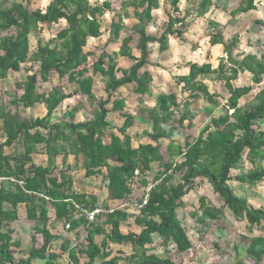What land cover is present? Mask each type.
<instances>
[{
  "label": "trees",
  "instance_id": "1",
  "mask_svg": "<svg viewBox=\"0 0 264 264\" xmlns=\"http://www.w3.org/2000/svg\"><path fill=\"white\" fill-rule=\"evenodd\" d=\"M8 1L0 0V82L25 70L26 78L13 83L19 94L11 105L27 110L30 116L0 105V178L6 179L0 183V264H184L159 256L152 247L160 241L163 247L172 245L177 253L192 249L179 210L197 179L212 186L223 206H211L200 197V210L192 213L196 220L204 226L219 220L228 208L247 223L249 235L243 236L246 257L262 263L264 206L249 205L246 198L235 194L230 182L231 171L245 158L253 168L234 179L249 185L264 180V164L255 166L257 160H264V61L255 52L234 55L241 38H225L220 24L206 18L214 0H184L186 6L183 0H122L118 11L113 10L112 0H49L37 9L29 7L30 0ZM163 3L170 9L160 32L155 33V12ZM259 6H264V0H242L230 15L256 12ZM111 12L109 26L103 30L102 21ZM122 12L132 18L134 33L121 36L126 19ZM192 15L206 18L209 46L222 45L228 59L220 58L216 68L208 62L185 63L187 73L177 77L184 83L182 96L161 92L156 106L150 107L143 99L151 94L150 76L148 72L141 75V70L149 64L152 47L161 54L168 49L171 37L183 38ZM51 26L59 27L46 42L38 40L32 45L31 36ZM102 37H106L105 46L120 44L115 54L130 60L128 67H120L118 58L104 50L90 59L92 51L85 50L89 40ZM245 72L250 75L249 84L236 85L239 74ZM210 78L227 88L225 108L217 116L211 115L195 137L180 142L175 136H183L196 126L199 112L192 109L195 101L205 99L219 106L215 100L219 95L210 92L204 82ZM54 79L58 83L42 89ZM99 79L104 86L98 92L94 85ZM128 84L138 94L134 109L117 93ZM254 85L259 89L252 100L240 105V99L251 95ZM76 97L90 106V117L78 122L75 116L82 104L66 105ZM36 105L44 106V115H31ZM113 114L124 119L121 126L112 124ZM138 116H146L152 127L142 135H133L129 131ZM143 138L147 141L140 142ZM133 141L138 144L133 145ZM165 142L169 143L166 147ZM42 153L46 160L34 162V155ZM69 155L74 160L66 164ZM60 156L64 167L58 173ZM78 167L87 177L100 175L108 181L110 201L130 200L137 186L150 183L147 204L137 216L114 208L97 215L91 223L83 215L76 219L74 203L92 210L99 200L96 194L74 190V180L67 172ZM178 174L181 176L174 182ZM11 177L24 180L25 185L10 182ZM104 206L110 210L108 204ZM20 209H24L32 229L26 250L12 236V225L21 221ZM56 223L69 224L67 232L82 234L83 241L72 246L71 240L54 233ZM132 224L138 232L123 229ZM255 230L260 233L255 234ZM58 240L60 246L54 248ZM233 264L244 262L238 259Z\"/></svg>",
  "mask_w": 264,
  "mask_h": 264
},
{
  "label": "rangeland",
  "instance_id": "2",
  "mask_svg": "<svg viewBox=\"0 0 264 264\" xmlns=\"http://www.w3.org/2000/svg\"><path fill=\"white\" fill-rule=\"evenodd\" d=\"M10 2L15 0H9ZM8 1V3H9ZM21 1V0H18ZM49 0H30L29 7L31 9H37V8H44L48 4ZM113 1V10L118 11L121 7L122 0H112ZM242 0H214L215 6H212L210 10H212L211 13V19L215 21L216 23H219L221 26V30L224 33V36L228 39L232 36H238L245 39V37H248L249 35L246 34V31H249L250 37H251V43L248 45L243 46V52H246V50H249L250 52H255L258 54V56H261L264 61V6L257 7L256 12H250L249 15L243 14V15H237V16H230V12L234 9H236L239 5V3ZM182 5L184 6V3L182 2ZM170 9L169 5H163L161 8L155 12L156 16V29H154V32L157 33L160 32V27L163 26L164 20H166V12H168ZM132 9H129V11ZM114 12V11H113ZM113 12L106 13V18L102 21V29H106L109 26L110 19L113 17ZM125 19V26L122 30L121 36L129 35L134 32H132L130 24L132 22V18H127V15L125 12H122ZM209 14V13H207ZM206 14V15H207ZM244 16V17H243ZM261 16V17H260ZM207 18V17H206ZM205 17H196L195 15H192L187 21L190 22L192 19H200V21H203V24L200 22V29H197L195 31V35L193 37H190L189 39H185L183 42L184 47L190 48L192 50L191 53H187L184 55V59L190 60L196 56H198L199 50H205V48L208 45V39H209V29L207 28V22ZM260 18H262L261 21H258ZM219 21V22H218ZM194 22V21H192ZM59 27V26H58ZM57 26H51V28H46L45 31L38 32L36 34H33L31 36V42L32 45H35V43L38 40H41L42 42H46L48 38L58 29ZM189 28V27H188ZM246 30V31H245ZM189 32V31H188ZM186 33L184 34V36ZM176 38V37H175ZM186 38V37H185ZM250 39V38H249ZM105 40L106 37H102L101 39H90L89 44L85 48L86 51H92L93 55H91L90 59H95L99 56V54L102 52V50L106 51L109 55L113 56L114 58H118L119 56H116L115 52L119 48L120 44H111L110 46H105ZM137 36L134 35V42L136 43ZM241 41V39H240ZM176 44H180L179 40L175 42ZM241 43V42H240ZM175 44V47L178 46ZM250 45V46H249ZM153 48V47H152ZM153 51V50H152ZM194 52H197L196 54H193ZM199 55H203L202 53H199ZM95 56V58H93ZM177 57V56H176ZM175 57V58H176ZM194 60V59H193ZM128 62V63H127ZM179 62V61H177ZM119 63L122 64V67H127L131 62L128 59L120 58ZM104 64H107V60H104ZM185 62L180 63L179 65H184ZM175 65V63H171L166 67V69H169L168 71L172 70V67ZM29 66V65H28ZM27 66V67H28ZM26 68V67H24ZM26 72L25 70H22L19 73L12 74L7 80L0 82V105H3L6 109H12L21 112L22 114H25L26 116H30L29 112L23 108H16L11 105V102L15 96H18L19 91H16L14 89V81L15 80H24L26 78ZM246 79V78H244ZM58 83L57 79L52 80L50 83L45 84L42 86L44 88H49L53 84ZM245 83H247V80H245ZM249 83V81H248ZM63 85L66 87L67 91H69V85L66 81H64ZM98 92L102 90L103 83L102 80H97L96 87ZM259 87L254 85V89L251 92V95H246L245 97L240 99V105H243L246 102H250L252 100V96L254 92H257ZM124 93L128 91H132V85L126 86ZM121 90V91H123ZM21 93V91H20ZM220 93H222L223 97L228 96L227 89L221 88ZM132 96V94H131ZM133 97V96H132ZM84 100V103L86 106H89V104ZM131 101V102H130ZM129 101L130 105L132 107L137 106V103L134 99H131ZM219 102V108L215 109L210 115L209 110H211L210 107H205V111L207 110L206 114L201 115L200 118H197L195 120L196 127L193 130L190 131H184V135H178L176 137L177 140L183 142L186 137H195L200 130L199 127L205 124V122L210 119V116H217L223 109L225 108V102L224 100H221V98L218 100ZM195 105L194 110L198 111L199 114L202 111V108L206 106V104L201 103H194ZM136 108V107H135ZM88 109V107H86ZM87 112V110H86ZM38 114H45V111L43 109V106L40 105L38 108L33 109V112L31 115H38ZM207 115V118H204V116ZM110 118H113L112 116ZM264 164L263 159L257 160V163L255 166ZM252 167V164L248 161V158H245L241 165H239L236 169L231 171V177L232 180L230 182L231 188L234 190L235 194L238 197L246 198L248 200L249 205L258 208L261 206H264V180L261 182L254 183L253 185H249L248 183H240L236 179H234V176H240L248 172ZM255 168V167H254ZM180 174L177 175V178L174 180V182L178 181L180 178ZM137 195H140L141 188L137 190ZM200 197L206 198V203L215 206V207H221L223 206V202L220 199L219 195L216 194L212 188V186L207 181H201L200 179H197L195 181L193 189L189 192L188 195L184 197V208H181L179 210V217L182 221V224L184 227H186L188 235L192 241L193 247L192 249L187 253H177L172 245H169L168 247H163L160 244V241L157 237H155L156 244L152 247L153 251L162 257H171L176 262H182L184 264H233L238 259H242L244 264H256L254 261L249 260L246 257V246L247 243L244 242L243 236L249 235L246 228V221L238 219L234 217V215L230 212L228 208L224 209L223 216L219 220L208 222L206 225L201 226V224L196 220V216L192 213L195 211H199L200 209ZM134 227V226H133ZM132 227V228H133ZM126 229V228H125ZM17 233L14 235V238H19V240L22 243V247L24 250H26L29 247V234L32 230L29 224L26 222L25 217L21 219L20 222L16 225ZM260 232L258 230H255V234H259ZM71 235V239H75L74 241H83V236L80 235L76 237ZM99 241V238H97ZM39 241L41 239L39 238ZM60 246V243L56 244V248ZM126 253H129L128 249H124ZM64 260V258H63ZM65 261V260H64ZM264 264V260L262 263Z\"/></svg>",
  "mask_w": 264,
  "mask_h": 264
},
{
  "label": "crops",
  "instance_id": "3",
  "mask_svg": "<svg viewBox=\"0 0 264 264\" xmlns=\"http://www.w3.org/2000/svg\"><path fill=\"white\" fill-rule=\"evenodd\" d=\"M184 5L186 6V2L183 0ZM211 13L212 10L209 11V14L206 15L207 18L211 19ZM249 15V14H247ZM231 16V15H230ZM244 17V16H243ZM261 17V16H260ZM262 19V18H260ZM194 21V22H192ZM200 22L203 24V21H200V19H198L196 21V19H192L191 20V24L188 28V30L186 31V35H183L182 39L179 38H175V37H171L169 40V47L166 51H164L163 53L159 54L157 51V48L154 46L152 48V53L149 56V64H147L142 70H141V75L144 72H148L149 76H150V85H151V94L150 95H145L144 96V103L147 104L150 107H155L156 106V102H157V96L159 93L161 92H174L176 93L179 97L182 96V91H181V87L184 85V83H179L177 81V77L182 76L183 74L187 73V69L185 68L184 65H179L182 62H197L198 64H203V63H210L212 65L213 68H216L219 64L220 58H223L222 55L224 54L223 52V46L222 45H216V46H207L205 48V50H199V53H202L203 55H199L197 56V52H194L193 54H196V56H194L191 60L189 59H184V55H186L187 53L189 54V52L191 53L192 50L190 48L184 47L183 42L185 39H189L190 37H193L195 35V31H197V29H200L201 25ZM219 22V21H218ZM189 31V32H188ZM246 31V30H245ZM210 32V31H209ZM246 34H248V37H245V39L243 38V36L241 37V43L239 44L238 48L235 49L234 51V55L236 53H246V52H250L249 50H246V52H243L241 50H243V46L250 44L251 41V37H250V32L246 31ZM186 37V38H185ZM226 38V37H225ZM250 38V39H249ZM179 40L180 44H176L175 42H177ZM209 42V39H208ZM175 44L178 45L175 47ZM209 45V43H208ZM250 46V45H249ZM207 53H209V56L207 57ZM253 53V52H252ZM258 53V52H257ZM177 56V57H176ZM176 57V58H175ZM194 59V60H193ZM224 59V58H223ZM120 60V58H119ZM118 60V62H119ZM171 63H175V65L172 67L171 71H168L169 69H166V67ZM179 61V62H177ZM128 63V62H127ZM160 64L161 66H157L156 64ZM119 66L122 67V64L119 63ZM129 66V65H128ZM127 66V67H128ZM126 68V67H124ZM246 78V79H244ZM245 80H247V83H245ZM248 81H250V75L245 72V73H241L239 74L237 80L235 81L236 85H247L249 84ZM204 82L207 84V86L209 87L210 92H216L219 97L215 98L216 101H218L220 98L221 100H225L228 98L229 96V92L227 90L228 96L224 97L222 96L223 94L220 93V89L226 88L225 85L222 82H217L214 79H205ZM103 86H104V82L102 81ZM132 84H128L126 86H130ZM126 86H124L123 88H121L120 90H118V96L123 99L125 101V104L127 105V107L134 109L135 107L138 106V94H136L134 92V86L132 85V91H130V93L128 91H126V93H124ZM96 84L94 85V89L97 90L96 88ZM47 89V88H46ZM227 89V88H226ZM103 90V88H102ZM101 90V91H102ZM123 90V91H121ZM132 94V96H131ZM131 99H134L137 103V106L132 107L129 103V101ZM80 98L76 97L74 99H71L69 102L66 103L74 106L77 103H81V108L78 110L76 116H75V121H82L85 119H88L90 117V106H86L84 103V100L79 101ZM201 101L203 102V104H206V106H204L202 108V111L200 114L197 115L196 118H200L201 115L206 114L207 110L205 111V109L207 107H212L211 110L209 111H214L216 108L218 109L219 107H216V105L214 103H210L205 99H200L197 100L195 102L197 103H201ZM87 102V101H86ZM131 102V101H130ZM194 102V103H195ZM192 105V109L194 110V104ZM40 105H36L33 109L38 108ZM86 107H88V109H86ZM206 107V108H205ZM43 109L45 111V108L43 106ZM87 110V112H86ZM195 111V110H194ZM198 112V111H197ZM44 115V114H43ZM37 116H41V114H38ZM34 117H36V115H34ZM113 118H110V121L112 122L113 125H118L121 126V124L123 123L124 119L122 117H120L118 114L117 115H112ZM204 118H207V115L204 116ZM208 119V118H207ZM152 127V123L151 121L146 117V116H138L135 118L134 120V124L131 127V130L129 131L131 134H139L142 135L143 132L145 131H149L151 130ZM196 127V126H195ZM195 127L193 129H195ZM200 128V127H199ZM192 129V130H193ZM177 136H175L176 138ZM139 139V138H138ZM141 141H147L145 138L141 139ZM181 142V141H180ZM138 141H133V145H137ZM168 142H165V147L168 145ZM46 160V155L45 154H36L34 155V162H41ZM73 155H69L68 159H67V163H73ZM57 166L58 168L56 169V171L59 173V171L64 167V163L62 161V156L59 157L58 162H57ZM156 170L153 171L156 172ZM104 172H106V170H104ZM68 175H70L73 180H74V190L80 192V191H86L88 194L93 193L96 194L98 196V202L96 206H103L108 204L110 209H114V208H119V209H126L128 211H131L133 214L139 215V209L137 208V204L141 201L140 198L142 197V195L145 193V190L147 189V187H149L150 183L148 184L147 187H136V190L134 191V194L131 198H129L130 200H126V201H122V202H118V201H110L108 200V181L106 180H102V176L100 175H92L87 177L85 174V170L84 169H80L78 168H73L72 170H68L67 172ZM6 179L4 178H0V183L2 181H4ZM149 182L151 181V176L148 177ZM141 188V193L140 195H137V190ZM75 205H78L75 203ZM81 206V205H79ZM106 208V207H105ZM75 209L74 212V217L80 218L82 215L80 213V211H77ZM52 213H54V211H52ZM19 215L21 216V219L23 217H25V211L24 209H20L19 211ZM133 222V221H131ZM16 225L17 223H14L12 225V227L15 228V232L13 233V238L14 235L17 233L16 230ZM55 228H54V233H57V235H61L64 238H68L69 240H71V245H75L76 243H78L79 241H74L75 239H71V235L74 234V236L78 237L80 236V234L74 231V232H67V230H65L64 226L61 223H56L54 224ZM30 226V225H29ZM134 226V227H133ZM133 227V228H132ZM125 228H129V230L131 229L133 232H138L139 228L132 224L130 227H124L123 229L125 230ZM82 235V234H81ZM75 237V238H76ZM17 239V238H15ZM19 239V238H18ZM57 243H61L60 240L55 241L54 242V248H56V244ZM66 261V259H64ZM63 260V261H64ZM37 264H42L40 261L36 262Z\"/></svg>",
  "mask_w": 264,
  "mask_h": 264
},
{
  "label": "built area",
  "instance_id": "4",
  "mask_svg": "<svg viewBox=\"0 0 264 264\" xmlns=\"http://www.w3.org/2000/svg\"><path fill=\"white\" fill-rule=\"evenodd\" d=\"M222 57L227 60L228 59V56L226 54H223ZM10 182H14V183H17L19 186L23 187L25 185V182L24 180H17L13 177H11L9 179ZM149 191H150V187H148L146 190H145V193L142 195V199L141 201L136 205L137 208L140 210L143 206H145L148 202V197H149ZM40 197H43L45 198L47 201H50V198L45 196L44 194H38ZM75 205V203H74ZM76 207V210L77 211H80L81 215H83L85 217V219L88 221V222H94L95 221V218L97 215H100V214H104L106 212H110L112 211V209L110 210H107L105 209L103 206H96V208L94 209H87L83 206H79V205H75ZM76 211V212H77ZM65 230H68L70 228V225L67 224L65 225Z\"/></svg>",
  "mask_w": 264,
  "mask_h": 264
}]
</instances>
